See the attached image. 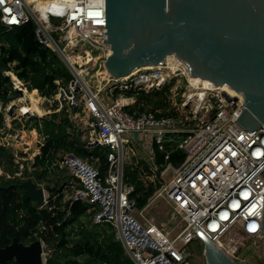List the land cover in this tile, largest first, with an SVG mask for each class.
Instances as JSON below:
<instances>
[{
    "label": "built area",
    "instance_id": "1",
    "mask_svg": "<svg viewBox=\"0 0 264 264\" xmlns=\"http://www.w3.org/2000/svg\"><path fill=\"white\" fill-rule=\"evenodd\" d=\"M56 1L50 11L43 12L30 0H0V23L11 29L35 20L38 41L60 55L73 75L67 83L63 78L55 80L57 92L45 96L30 89L15 70H4L11 81V100L3 106L0 99V128L7 129L4 114H9L12 106L19 121L64 110L80 117L78 100L84 94L90 119L83 140L90 151L104 148L108 170L104 175L90 158L87 161L66 153L61 160L70 176L65 196L93 202V222L111 224L135 264H195L184 244L203 237L201 232L239 262L243 239L264 236V125L247 129L240 124L243 95L217 86L195 85L188 66L172 54L161 64L137 68L121 78L103 73L108 90L107 99L103 98L101 91L90 85V75L96 67L105 69L109 55L105 0ZM49 14L64 20L54 26ZM53 33L60 34L65 48ZM165 88L156 99L161 100L158 106L141 97ZM32 96L42 107L40 112L31 109ZM18 103L21 106L16 109ZM27 130L12 127L9 134L20 153L28 151L27 146L21 147L27 132H37L36 128ZM0 146L6 147L1 142ZM173 147L185 153L179 166L170 160ZM157 150L164 152L163 164L156 163ZM14 156L20 175L25 163L32 159L33 163L37 154L28 157L17 149ZM135 156L152 163L162 180L148 203L165 199L186 223L177 237L146 218L143 208L138 209L131 198L134 187L126 182L125 173ZM48 197L45 194L44 204ZM44 250L47 256L45 243Z\"/></svg>",
    "mask_w": 264,
    "mask_h": 264
},
{
    "label": "trees",
    "instance_id": "2",
    "mask_svg": "<svg viewBox=\"0 0 264 264\" xmlns=\"http://www.w3.org/2000/svg\"><path fill=\"white\" fill-rule=\"evenodd\" d=\"M36 28L35 20L11 29L0 23V99L3 106L11 100L8 96L11 81L10 77L4 75V70H15L20 78L28 82L30 89H37L45 96L57 92L55 80L58 78H63L66 83L73 78L65 60L38 41ZM165 90L166 88L156 91L155 94L161 95ZM141 97L152 103L150 94ZM153 102L158 106L161 100ZM2 119L3 114L0 113V126H3ZM24 128H36L44 136V141L40 142L41 153L32 163L35 179L45 178L51 181L50 171L59 168L58 162L70 152L82 158H90L102 174L107 172L104 148L98 146L92 151L88 150L86 141L79 137L74 121L67 112H52L43 118L33 117ZM170 150L171 162L179 166L185 153L174 147ZM163 158L164 152L157 150L156 163L163 164ZM2 161L13 163L12 152L4 146H0V163ZM25 166L28 176H33L27 170L28 162ZM50 167L54 168L49 169ZM62 168L59 169L60 172L66 170V167ZM59 175L61 174L54 173L55 184L48 185V203L43 205H37L28 195L21 185L20 176L0 181V247L11 243L14 237L25 243L41 239L48 252L46 264H135L122 242L115 237L111 224L90 222L93 214L90 209L95 206L93 202L88 199L62 201L65 197L63 190L69 183L70 176ZM125 175L126 182L134 187L130 196L136 207L144 208L162 183L159 172L152 163L135 156L126 168ZM42 226L45 227L42 229ZM192 242L204 250L201 238L197 237ZM8 264L16 262L10 261Z\"/></svg>",
    "mask_w": 264,
    "mask_h": 264
},
{
    "label": "water",
    "instance_id": "3",
    "mask_svg": "<svg viewBox=\"0 0 264 264\" xmlns=\"http://www.w3.org/2000/svg\"><path fill=\"white\" fill-rule=\"evenodd\" d=\"M105 6L110 48L105 68L111 77L174 54L188 66L192 81L228 85L243 95V127L264 125V0H105ZM49 19L59 26L64 17ZM21 185L37 205L45 203V190L33 180ZM200 234L206 264H240ZM44 253L41 239L25 243L14 237L0 247V264H46Z\"/></svg>",
    "mask_w": 264,
    "mask_h": 264
},
{
    "label": "rangeland",
    "instance_id": "4",
    "mask_svg": "<svg viewBox=\"0 0 264 264\" xmlns=\"http://www.w3.org/2000/svg\"><path fill=\"white\" fill-rule=\"evenodd\" d=\"M53 35H54L55 39L58 40V42L61 44V46L63 48H65L66 42H63L60 39V37H59L60 34L59 33H53ZM95 53L97 54V51ZM79 54L84 55V52L80 50ZM92 65H93V62L90 63V67ZM104 70L105 69L103 67H96L93 70H91L90 77H91L93 82H91L90 85L92 87L94 86L97 89H99L101 91V93H100L101 96L103 98L107 99V97H108L107 91L108 90L106 89L105 81H103V78H102L105 74ZM150 96L152 98L151 105L154 106L155 103L153 102V100L155 101L156 99H158V95H156L155 92H153L150 94ZM33 97L34 96H32V98ZM65 103H66L65 107H68L69 102L65 101ZM78 103H79V106H78L79 112H80L81 116L75 118L72 110H70V113L68 114V116L71 120L73 119L72 121H74L75 127L78 131V134H79V137L81 139H85L88 135V132H89V130L87 128V123L90 119V116L88 114V110L86 107L84 94H82L81 97H79ZM19 106H21L20 103H18L15 106V108L18 109ZM43 106L46 108V104H44ZM64 112H67V110H64ZM4 116H6L4 118V122L6 123V126L8 125V127H7V129H5L4 127H3V129L0 128V142L6 146L7 150L12 152L13 163H8L6 161H4V162L2 161L0 163V181L2 179L14 178L15 176H18V177L20 176L22 179V182L31 179L37 184L38 187H42L45 190L46 197H48V195H49L48 185L49 184H55L54 179H56V177L54 176V173L56 172L58 174H61L59 176H62V175L67 173V169L64 170L63 172H60L59 169H63L61 167V164L63 165V163H62V161H59L58 162L60 165L59 168H56L52 172L49 170L51 173V176L49 177V179H52L51 181L46 180L45 178H43V180H37V179H35L36 175L33 174L34 169H32V161H33V159H32L30 162H28L27 170L29 172L31 171L30 174L32 173L33 176H28V173L26 172V170H24L19 175L18 173L20 171L18 170V167H17L16 162L14 160L15 150L17 151V149H18L19 154L25 153V155H27L28 157H34L36 154L40 155V153H41L40 142L44 141V136H41L39 133L34 132L35 130H33L34 133L27 132V135H25V133H24V135H25L24 140L26 141V143L22 144L21 147L27 146L28 151L25 152L24 150H22V152L20 153L21 150H19V147L14 148V146H17L16 145L17 142L12 137H10L9 134H10V131H12V127L24 128L25 124L28 121L27 122L25 120L19 121L16 118L17 116H16V112L14 110L12 113H9L7 115L4 114ZM10 126H11V129H10ZM8 128H9V130H8ZM26 131H28V130L26 129ZM92 156L93 155H90L89 157H92ZM3 158H4V156H3ZM87 158H85L84 160L88 161ZM52 168H54V167H50L49 169H52ZM67 199H69V196H65L62 201L64 202ZM143 211H144V215L146 218H148L150 221L157 224L160 228H162L166 231H169L170 235L173 238L177 237L179 235V233L183 229H185L186 223L183 221V219L181 217H177L175 215L172 206L163 198H158V199L154 200L153 202L148 203L145 206V208H143ZM90 222H93V220ZM90 222H88V223L90 224ZM193 240L194 239H192L191 241L184 244L186 252L188 253V258L195 264H206V259H205V256L203 254V250L201 248H199L198 246H196L195 242H192ZM182 243L183 242H181V241L179 242V244H182ZM244 255H245V257H244ZM45 257H46V255H45ZM239 258H240V260H239L240 264H264V236L256 237V238L255 237H245L242 241V244H241V252L239 253Z\"/></svg>",
    "mask_w": 264,
    "mask_h": 264
},
{
    "label": "bare ground",
    "instance_id": "5",
    "mask_svg": "<svg viewBox=\"0 0 264 264\" xmlns=\"http://www.w3.org/2000/svg\"><path fill=\"white\" fill-rule=\"evenodd\" d=\"M31 2H35V5L41 9V11L43 12H48L50 11V6H54L56 5L57 1L56 0H30ZM109 53H110V48H109ZM104 73H106L107 75L109 74L107 69L105 68ZM193 83H195V85H199V84H203L206 87H216L215 85H210V84H205L203 82H197L196 80L192 81ZM229 93H235V91L233 89H231L228 85H223V86H217ZM37 109L40 112V107L37 105V101L34 99L33 97V106L31 107V109Z\"/></svg>",
    "mask_w": 264,
    "mask_h": 264
}]
</instances>
